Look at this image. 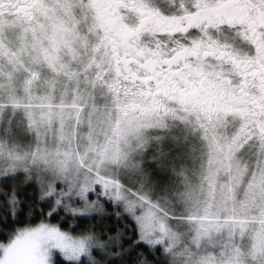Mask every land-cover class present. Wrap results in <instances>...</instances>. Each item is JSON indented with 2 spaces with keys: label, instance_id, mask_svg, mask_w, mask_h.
Listing matches in <instances>:
<instances>
[{
  "label": "rangeland",
  "instance_id": "obj_1",
  "mask_svg": "<svg viewBox=\"0 0 264 264\" xmlns=\"http://www.w3.org/2000/svg\"><path fill=\"white\" fill-rule=\"evenodd\" d=\"M9 11L0 0V176L13 185L51 184L54 199L71 198L64 213L72 217L89 218L111 203L169 264H209V255L212 264H264V136L252 132L245 109L217 119L193 101L160 114L136 110L81 0H39L28 20ZM105 129L114 143L94 161L93 135ZM234 161L244 171L226 190ZM209 169L214 179L202 182ZM94 182L135 201L152 230L142 238L126 201L80 206L79 189ZM94 251L105 248L44 220L0 245V264L77 262Z\"/></svg>",
  "mask_w": 264,
  "mask_h": 264
},
{
  "label": "flooded vegetation",
  "instance_id": "obj_2",
  "mask_svg": "<svg viewBox=\"0 0 264 264\" xmlns=\"http://www.w3.org/2000/svg\"><path fill=\"white\" fill-rule=\"evenodd\" d=\"M28 20L39 0H2ZM124 96L156 114L193 101L209 119L240 108L264 136V0H81Z\"/></svg>",
  "mask_w": 264,
  "mask_h": 264
},
{
  "label": "trees",
  "instance_id": "obj_3",
  "mask_svg": "<svg viewBox=\"0 0 264 264\" xmlns=\"http://www.w3.org/2000/svg\"><path fill=\"white\" fill-rule=\"evenodd\" d=\"M10 177L0 176V245L6 244L17 230L48 220L75 238L92 239L104 246V254L92 252L83 258L85 264L93 254L99 264H169L160 247L150 248L139 242L135 223L111 203L89 218H69L65 213L52 217L49 206L41 205V187L35 181H18L13 185L7 181ZM29 184L35 185L37 191L29 188L23 192ZM15 190H21L19 196ZM80 261H66L57 256L54 264H80Z\"/></svg>",
  "mask_w": 264,
  "mask_h": 264
},
{
  "label": "snow or ice",
  "instance_id": "obj_4",
  "mask_svg": "<svg viewBox=\"0 0 264 264\" xmlns=\"http://www.w3.org/2000/svg\"><path fill=\"white\" fill-rule=\"evenodd\" d=\"M56 188L59 187V184L55 185ZM29 188L35 192L37 191L35 185L29 184L27 187L22 189L23 192H27ZM16 195L19 196V192L21 190H15ZM40 191L42 192L41 205H48L49 211L51 212L52 217L60 213H64L68 210V206L72 203L71 198L68 200L63 199V195L59 200L54 199L52 193L54 192V187L49 184L47 188L41 187ZM46 197V198H44ZM106 201H115L117 203L126 201V211L131 215L137 225L140 227L143 233L145 231H150L153 228L151 219L149 217H139L136 215V202L127 200L124 193L115 187H110L107 184H103L101 182L89 183L86 186L79 189V200L78 203L80 206H87L88 209H96L101 210L102 206ZM22 214L18 212V215ZM69 218H73L71 212L68 213ZM76 219H80V217H75ZM161 230H163L161 228ZM80 264H85V260L82 258ZM87 264H99L98 261L95 260V254H93L92 258L88 260ZM115 264V262H114Z\"/></svg>",
  "mask_w": 264,
  "mask_h": 264
},
{
  "label": "clouds",
  "instance_id": "obj_5",
  "mask_svg": "<svg viewBox=\"0 0 264 264\" xmlns=\"http://www.w3.org/2000/svg\"><path fill=\"white\" fill-rule=\"evenodd\" d=\"M115 119L121 120L122 117L120 116L119 113H117L115 116ZM111 127H112V125H109V128H111ZM101 136L103 137V139H98V137H101ZM114 139H115L114 134L111 133L108 129H105L102 132L95 133L93 135V143L90 147V150H92L94 148V152H93V155L89 158L93 159L94 161L99 160L104 153L105 147L113 144ZM237 139H239V135L237 136ZM245 143H246V141H245ZM240 147L242 148L243 145H241ZM232 150H233V152L240 151V148H237L235 146V141H233ZM243 171L244 170L239 167L238 161H234L233 174L231 176H229L228 182L224 185V188L226 190L234 188L236 186L234 181L239 179V176L243 174ZM215 173H216V170L209 169L208 173L202 177V182H203V180H207V181L211 182V180L214 179V177H215ZM261 178L264 179V169L261 170ZM158 220H159V222H164L165 217L160 216L158 218ZM208 261H209V264H212V260H211L210 255H209Z\"/></svg>",
  "mask_w": 264,
  "mask_h": 264
}]
</instances>
